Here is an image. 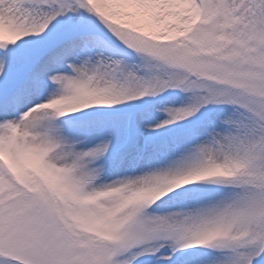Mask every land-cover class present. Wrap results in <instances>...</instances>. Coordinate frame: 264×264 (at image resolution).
Segmentation results:
<instances>
[{"label": "snow or ice", "instance_id": "1", "mask_svg": "<svg viewBox=\"0 0 264 264\" xmlns=\"http://www.w3.org/2000/svg\"><path fill=\"white\" fill-rule=\"evenodd\" d=\"M0 264H264V0H0Z\"/></svg>", "mask_w": 264, "mask_h": 264}]
</instances>
